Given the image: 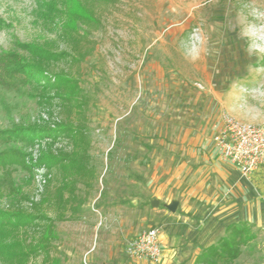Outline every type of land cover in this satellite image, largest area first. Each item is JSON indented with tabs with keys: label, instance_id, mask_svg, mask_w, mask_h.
<instances>
[{
	"label": "rangeland",
	"instance_id": "1",
	"mask_svg": "<svg viewBox=\"0 0 264 264\" xmlns=\"http://www.w3.org/2000/svg\"><path fill=\"white\" fill-rule=\"evenodd\" d=\"M37 1L0 0V48L16 39L69 52L73 58L55 68L70 78L64 91L73 99L64 106L54 97L51 108L0 87V128L71 127L69 135L37 138L25 148L32 169L14 172L21 195L13 202L49 216L55 234L47 256L27 264H156L129 253L137 232L151 226L139 222L144 206L152 210L145 179L154 166L171 163L183 141L209 139L223 114L264 125V0H63L48 19ZM48 151L87 156L74 190L84 202L75 213L78 199L68 201L65 220L56 193L64 172L39 161ZM236 170L264 180L263 167ZM0 205L11 208L6 197ZM46 224L23 227L18 238L35 239ZM253 231L233 264H264V234Z\"/></svg>",
	"mask_w": 264,
	"mask_h": 264
},
{
	"label": "trees",
	"instance_id": "2",
	"mask_svg": "<svg viewBox=\"0 0 264 264\" xmlns=\"http://www.w3.org/2000/svg\"><path fill=\"white\" fill-rule=\"evenodd\" d=\"M36 12L48 19L59 13L63 0H38ZM69 16V14H68ZM72 16V15H70ZM74 16V15H73ZM4 20L0 17V26ZM13 46L8 49L0 48V87L24 91L28 95L37 97V102L46 107L51 106V99L58 97L61 104L68 106L71 103V93L65 88L72 86L69 77L55 68L60 61L69 62L73 57L65 50H51L32 42H20L14 39ZM75 93H73L74 95ZM70 126L66 124L49 127L43 124L13 123L6 128H0V203L6 197L11 208L0 205V264H27L32 255L43 253L47 256L50 239L55 237L51 228V218L40 212L29 213L21 210L13 198L21 195L19 186L14 181V172L17 165L30 171L32 165L26 161L25 148L34 144L37 138H55L60 135H69ZM77 153V150H76ZM87 156L84 153L74 157L48 151L40 154L39 161L48 167H60L64 176L61 178L60 190H57L61 201L62 212L58 218L65 220L64 205L76 198L74 195L75 183L79 177H84L88 169L85 166ZM74 165V168H73ZM73 168L68 172L65 168ZM69 191L68 197L62 198V190ZM84 200L78 199L71 212L79 211ZM46 221L44 230L33 240L28 236L19 239L17 231L23 227ZM37 226V225H36ZM252 225L246 222L231 224L226 234L216 243L205 247L196 256L193 264H233L241 254V246L246 245L256 237ZM52 264V262H51Z\"/></svg>",
	"mask_w": 264,
	"mask_h": 264
},
{
	"label": "crops",
	"instance_id": "3",
	"mask_svg": "<svg viewBox=\"0 0 264 264\" xmlns=\"http://www.w3.org/2000/svg\"><path fill=\"white\" fill-rule=\"evenodd\" d=\"M214 133L198 142L193 138L183 141L171 163L159 172L155 165L145 179L152 210L144 206L150 218L144 215L139 223L147 221L159 228L162 252L156 264H193L231 224L246 222L264 234V180L259 184L247 181L230 162L222 160L212 140ZM160 196L169 199L162 201ZM154 198L158 199L156 207L150 204ZM172 200L178 201L173 212L166 208Z\"/></svg>",
	"mask_w": 264,
	"mask_h": 264
},
{
	"label": "built area",
	"instance_id": "4",
	"mask_svg": "<svg viewBox=\"0 0 264 264\" xmlns=\"http://www.w3.org/2000/svg\"><path fill=\"white\" fill-rule=\"evenodd\" d=\"M212 140L219 157L230 162L243 175L264 168V125L223 114ZM161 252L162 242L157 226L138 231L129 248L130 255L153 261H158Z\"/></svg>",
	"mask_w": 264,
	"mask_h": 264
},
{
	"label": "water",
	"instance_id": "5",
	"mask_svg": "<svg viewBox=\"0 0 264 264\" xmlns=\"http://www.w3.org/2000/svg\"><path fill=\"white\" fill-rule=\"evenodd\" d=\"M151 206L156 207L158 205V199L154 198L150 201ZM178 205V201L177 200H172L171 202H169L168 204H166V208L169 211H175L176 207Z\"/></svg>",
	"mask_w": 264,
	"mask_h": 264
}]
</instances>
